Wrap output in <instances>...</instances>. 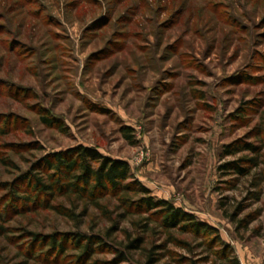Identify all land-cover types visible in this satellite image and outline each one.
<instances>
[{
    "label": "rangeland",
    "instance_id": "1",
    "mask_svg": "<svg viewBox=\"0 0 264 264\" xmlns=\"http://www.w3.org/2000/svg\"><path fill=\"white\" fill-rule=\"evenodd\" d=\"M247 143L257 168H221L251 157L224 152ZM79 144L127 161L153 197L218 229L241 264H264V0H0V264L203 259L119 192L33 188L51 182L44 157Z\"/></svg>",
    "mask_w": 264,
    "mask_h": 264
},
{
    "label": "trees",
    "instance_id": "2",
    "mask_svg": "<svg viewBox=\"0 0 264 264\" xmlns=\"http://www.w3.org/2000/svg\"><path fill=\"white\" fill-rule=\"evenodd\" d=\"M125 138H131L130 129L122 127ZM225 148L226 154H234L241 150H251L253 155L249 158H239L237 161L228 162L221 166L224 170L231 169L237 176H247L251 170L260 164L261 152L259 148L253 147L251 143L244 146H237L236 149ZM246 162L247 164H243ZM44 167L51 171L48 179L51 182L44 184L41 178H34L32 183L34 189L45 193L46 191L56 192L66 190L87 197L93 196L96 192H119L117 198L124 205H134L137 208H144L148 211H155L156 219L154 224L161 230L167 242L184 247L189 252H194L196 248H201L206 253L203 259L189 260L184 264H241L234 248L223 241L218 229L199 220L194 214L186 212L180 207H176L172 202L165 199H158L151 195L150 190L145 187L134 175L127 161L111 158L103 155L98 149L82 144L76 145L64 151H55L42 160ZM264 181V173L260 175ZM13 195V194H12ZM13 198H16L14 196ZM228 217H232L229 215ZM147 221L148 219L145 218ZM152 221L145 225L151 226ZM147 230V229H146ZM188 234L191 238L179 239L178 235ZM84 237L79 236L78 241L72 240L74 244H80ZM88 244L80 246L81 252L89 253L93 251V239L85 237ZM196 241V245L192 242ZM96 242V241H95ZM139 240L134 239L125 244L123 251H118L120 261L130 260L127 252L139 249ZM102 243V239H97L94 247ZM219 248L215 249L214 246ZM62 247V244H60ZM157 259L148 256L147 264ZM135 261V260H134ZM180 262V261H179ZM132 264V263H130ZM135 264L137 262L135 261Z\"/></svg>",
    "mask_w": 264,
    "mask_h": 264
}]
</instances>
